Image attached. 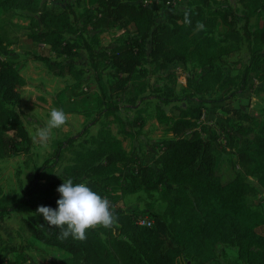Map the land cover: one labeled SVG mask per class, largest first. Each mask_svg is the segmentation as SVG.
<instances>
[{
	"label": "trees",
	"instance_id": "obj_1",
	"mask_svg": "<svg viewBox=\"0 0 264 264\" xmlns=\"http://www.w3.org/2000/svg\"><path fill=\"white\" fill-rule=\"evenodd\" d=\"M94 6L88 23L103 29L117 23L133 24L136 36H130L110 50L99 52L107 59L115 80L107 85L100 72L96 52L86 46L91 65L101 87L105 114L121 119L118 111L120 95H128L127 102L136 104L145 90L137 81L141 79L144 56L149 55L161 71L173 72L176 61L193 63L209 70L194 83L193 93L208 90L211 84L228 87L231 82L223 78L218 61L230 51L214 37L202 34L197 22L214 27L217 16L221 22L236 29L237 16L231 9L218 12L207 10L217 0H199V5L187 11L191 25L185 23V13L175 14L170 22L156 23L157 5L145 0H85ZM246 23L244 36L248 41L250 61L244 72L243 83L250 72L262 74L264 63V0H240ZM25 10L38 14L35 35L39 44L46 43L57 55H73L75 45L65 39L74 32L72 4L61 0V10L43 0H0V11ZM252 17H256L253 29H249ZM149 45V50L146 47ZM4 44L0 32V47ZM50 67L58 66V74L79 72L74 62H52L40 56ZM26 81L13 63L0 56V160L24 154L31 150L32 139L20 114L8 103L21 101V89ZM188 83V78H187ZM187 85V84H186ZM245 86V84L243 85ZM250 88V87H248ZM115 97V99H114ZM167 109L157 106L159 123L171 124L172 138L164 139L154 162H137L124 148L122 140L110 129L101 126L91 138L92 147L77 152L74 163L65 167V173L74 183H86L101 197H106L97 184L101 179L115 180L122 194L140 190L159 192L166 202L162 215L137 209L115 208L120 196L110 201L118 220L112 229L99 228L88 233L87 240L77 241L69 237L58 239L60 230L47 225L44 218L29 215L23 219L21 231L41 243L63 249L69 255L51 264H209L218 256L220 244L238 247L239 257L245 264H264V214L256 211L249 200L264 188V115L259 129L244 132L239 144H233L235 131L226 130L227 138L220 142L231 148L226 167L217 154L212 138L204 139L196 120L206 112L164 99ZM254 165L258 185L249 182L237 167ZM47 164L37 167L34 178L24 188L21 197L12 199L3 194L0 181V218L5 214L29 205L32 211L39 206L57 209L60 194L57 189L64 182L56 181L43 188L41 171ZM86 180L83 182L82 180ZM46 193V197L33 200L34 195ZM148 218L151 226L141 225L139 220ZM22 233V232H21ZM24 235V233H23ZM31 264V263H29Z\"/></svg>",
	"mask_w": 264,
	"mask_h": 264
},
{
	"label": "rangeland",
	"instance_id": "obj_2",
	"mask_svg": "<svg viewBox=\"0 0 264 264\" xmlns=\"http://www.w3.org/2000/svg\"><path fill=\"white\" fill-rule=\"evenodd\" d=\"M43 1L54 6L57 11L61 10V0ZM66 1L72 4L74 10V32L64 35L67 41L75 45L73 55H57L46 43L39 44L35 32L41 30V27L34 26L38 19L37 13L25 10L0 11V32L4 39L0 56L13 63L26 81L21 89V101L8 103V106L20 114L32 139L29 154L0 160V181L4 195L12 199L21 197L24 188L34 178L36 168L45 163L47 167L41 171L40 180L43 188L50 183L64 182L71 178L65 173V167L74 163L78 151L93 146L91 138L101 126L110 129L120 138L124 148L137 162L146 160L153 163L160 152L161 142L174 136L171 124H161L157 120V106L167 109L171 106V103H163L164 99L206 112L204 119L196 120V127L201 130L204 139L215 140L216 152L224 167L231 156V148H225L223 143L220 145L223 138H227L226 130L235 131L234 145L241 142L244 132L258 131L264 115V63L261 75L250 72L243 83L251 54L244 36L246 20L240 0H217L207 9L213 12L220 9L233 10L237 16L236 29L222 23L219 15L214 27L204 25L203 29H199L202 34L219 40L222 46H229L230 51L223 54L222 61L218 63L223 70V78L231 82V85L222 87L211 84L208 90L193 93L194 86L189 84V80L196 83L209 67L176 61L171 64L175 70L168 73L159 70L147 54L143 58L142 77L137 81L145 90L136 104L127 102L130 94L119 96L121 98L117 101L121 104L118 114L121 119L105 114L101 87L86 46H91L96 52L97 61L101 65L99 70L109 85L115 80L114 68L107 59L98 54L110 50L130 36H136L135 27L122 22L109 28H95L88 23L87 11L90 8V13H94V6H89L85 0ZM145 1L157 5L156 23L170 22L175 14L194 10L199 5V0ZM255 20L256 17L251 18L249 29H253ZM146 47L149 50L148 43ZM40 56L48 57L54 63L74 62L79 73L60 75L56 71L59 70L58 66L50 67ZM54 108L62 109L67 114L68 123L62 129L53 130L52 138L43 147L35 134L37 129L46 126ZM237 169L249 182L258 185L253 164ZM97 184L108 200L120 196L115 208H134L146 212L147 216H151V212L162 215L165 210L166 202L161 199L159 192L147 193L140 190L132 194H122L115 180L101 179ZM46 195L40 192L34 195L33 200L45 198ZM249 200L256 211L264 214V188L257 195L250 196ZM29 215H35L38 220L43 218L37 214V210L32 211L29 205L0 218V264H51L69 255L63 249L41 243L21 231L23 219ZM258 231L264 234V227H260ZM209 264L245 263L239 257L237 246L220 244L218 256Z\"/></svg>",
	"mask_w": 264,
	"mask_h": 264
},
{
	"label": "clouds",
	"instance_id": "obj_3",
	"mask_svg": "<svg viewBox=\"0 0 264 264\" xmlns=\"http://www.w3.org/2000/svg\"><path fill=\"white\" fill-rule=\"evenodd\" d=\"M185 23L191 25L189 13H185ZM204 25L197 22V29ZM68 123V116L62 109H52L50 119L44 128L37 129L35 138L43 147L52 138L55 129H62ZM60 199L57 200V209L39 206L37 214L43 216L47 225L60 230L58 239L84 242L89 231L104 228L112 229L118 220L110 201L94 192L86 183H74L71 178L64 180L58 187Z\"/></svg>",
	"mask_w": 264,
	"mask_h": 264
},
{
	"label": "built area",
	"instance_id": "obj_4",
	"mask_svg": "<svg viewBox=\"0 0 264 264\" xmlns=\"http://www.w3.org/2000/svg\"><path fill=\"white\" fill-rule=\"evenodd\" d=\"M41 44H43V43H41ZM205 118V113L202 115V118ZM203 118V119H204ZM139 223L141 224V225H147V226H151L152 224H153V221L151 220V219H148V218H141L140 220H139Z\"/></svg>",
	"mask_w": 264,
	"mask_h": 264
}]
</instances>
